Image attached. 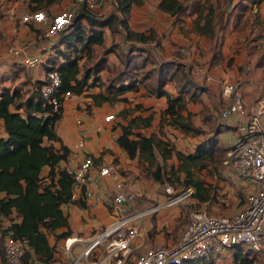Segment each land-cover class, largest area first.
Returning <instances> with one entry per match:
<instances>
[{
  "label": "crops",
  "instance_id": "1",
  "mask_svg": "<svg viewBox=\"0 0 264 264\" xmlns=\"http://www.w3.org/2000/svg\"><path fill=\"white\" fill-rule=\"evenodd\" d=\"M159 1L143 0L141 5L132 6L129 12V29L133 33L152 36L148 42L128 41L121 29L112 34L107 27L94 26L92 28L102 32L103 45H92L90 47L92 58L88 60L86 59L88 53L80 52L79 66L87 62V65L92 67L103 60L108 69L106 67L94 75L101 78L102 84L98 82L96 86H91L79 96L71 94L63 102L61 118L55 124L56 134L70 152L67 160L59 164L60 168L75 169L83 152L95 159V168L91 172L92 179L85 185L86 191L91 194L87 198L83 197L85 208L73 204L63 206L64 212L68 215L71 230L69 237H79L85 243L120 215L144 210L154 204H161L166 198L163 193L165 184H158L150 177L143 176L145 175L143 168L147 164L143 167L137 159H129L117 145L116 138L121 133L118 125H125L132 118H137L136 126L133 128L134 132H140L145 136L156 135L170 142L177 151L184 154L193 153L197 145L201 144L198 140L202 138V133H209L220 124L218 112L227 104L221 94V86L224 82L237 85L242 94L247 111L246 117L242 120L247 121L253 111L260 109L262 110L260 121L264 125V0L258 2L257 0H209L213 7L219 3L218 17L213 23L212 36L196 31L195 8L204 0H181L186 1L187 7L177 16L161 12L157 8ZM116 2L117 0H99L96 9L89 11L75 3V0H54L50 4L30 0H0V90L19 89L23 95H27L43 83L47 65L54 61L57 63L63 61L58 52L64 47L59 46L58 48V37H47L44 25L23 23L21 18L25 14L35 12L37 7L48 16L64 10H73L77 18L81 9L84 8L93 15L94 19L105 20L112 14L119 15ZM81 24L84 25L87 33L89 25L86 20L82 19ZM112 45L116 46L117 50L105 53V50L113 49ZM137 47L140 52L134 50L131 53L138 56L136 60L148 56L154 61L152 67L164 63L177 67L175 71L172 69L168 71V74H174L172 80L165 84L162 90L171 97H184L186 106L181 114L186 116L190 113L192 125L198 128L201 134L184 135L179 129L166 123L160 125L161 113L167 106L166 98L154 95L138 82L137 91H128L123 94L122 97L127 98V103L94 105L89 95L104 93L106 80L114 74L109 70L114 71L119 58H122L126 51L128 52L131 48L137 49ZM11 48L20 50L22 55L13 54L9 51ZM180 48L184 51L180 52ZM23 57L37 58L38 64L29 67L22 62ZM194 64L204 66L213 76L214 81L211 83L197 81L191 73ZM153 78H157L156 71ZM136 105L141 108L135 110ZM123 111H126L124 116L121 114ZM107 115H113V120L106 123L104 117ZM150 116L149 125L144 127L142 120ZM76 117L83 119L82 125L76 124ZM235 122L231 120L230 124L233 125ZM98 126L102 127L101 131H96ZM228 128L231 130L230 126ZM0 138H6L2 120H0ZM81 139L85 142L83 151L74 149V144ZM215 139H218V136H215ZM46 144H51L56 149L60 147V143L57 142ZM155 155L161 162L158 154L155 153ZM171 160L176 163L174 156ZM112 163L119 166L122 174L131 177L130 183H126V188L135 193V198L130 203L125 202L115 206L112 200L113 180L110 177L98 175L97 169L100 166H108ZM226 170L230 180L236 185H241L244 194L245 191L247 194L255 191V184L239 179L229 168ZM46 173L47 168L43 170L42 176ZM3 196L0 193V198ZM80 197V189L73 187L72 199L77 200ZM94 197L100 199L96 204H93ZM180 210L181 208L176 206L165 207L138 220V235L132 243V253L138 255L153 245H171L176 242L181 229L185 227L184 222L178 225ZM10 218L15 222L19 221L15 213ZM2 223L10 224L7 219H3ZM64 231L65 229L62 228L48 236L50 245L55 247V261L50 264L63 263H60L56 252V247L62 240L56 242L54 235ZM82 245L84 243H79V246ZM231 249L234 250L232 254L228 253ZM231 249L218 252L202 264H209V262L232 264L235 252H240L242 255L246 253L239 247ZM0 264H4L1 253ZM35 264L45 263L36 261Z\"/></svg>",
  "mask_w": 264,
  "mask_h": 264
},
{
  "label": "trees",
  "instance_id": "2",
  "mask_svg": "<svg viewBox=\"0 0 264 264\" xmlns=\"http://www.w3.org/2000/svg\"><path fill=\"white\" fill-rule=\"evenodd\" d=\"M30 1L45 2V4L54 2V0ZM142 3L143 0H117L116 7L119 15L112 14L105 20H96L90 12L84 8L81 9L73 23L57 36L58 48L64 47L58 52L63 61L60 63L54 61L46 66V71L55 69L59 73L61 80L59 93L68 91L72 95L79 96L91 86H96L98 82L102 84L101 78L94 75L107 67L105 61L101 60L92 67L79 66L80 52L86 51L88 60L92 58L90 47L94 44L103 45L102 32L93 30L94 26L107 27L112 34L121 29L128 41L148 42L152 39V36H145L143 33H133L128 27L131 7ZM186 7V1L181 0H160L157 4L161 12L173 16L183 13ZM37 10L36 7L34 11ZM218 11L219 3L216 7H213L209 0L198 4L195 8L197 16L194 20L197 23L196 31L212 36L213 23L218 17ZM82 19H85L89 25L87 33L84 25L81 24ZM114 50H117L116 46L105 50V53L114 52ZM134 50L140 52L138 47L131 48L122 58H119L114 71L109 70L114 74L106 80L105 92L89 95L94 105L127 103V98L122 97L123 94L128 91H137L138 82L154 95L166 98L167 106L161 113L160 125L166 123L179 129L184 135L201 134V131L192 125L191 114L187 113L186 116L181 114L186 106L184 97H171L162 90L164 85L172 80L174 74H168V71L170 69L175 71L177 67L169 63L152 67L154 61L148 56L136 60L138 56L131 54ZM155 71L157 78H153ZM39 86L26 97L19 89L0 90V120L3 122L6 134V138H0V193L4 195L0 198V222L3 219L9 220L10 224L4 233L9 232L14 239L25 242V251L20 264H35L36 261L45 264L54 262L55 247L48 241L49 234L65 229L64 232L54 235L56 242L71 235L68 215L64 212L63 206L73 204L85 208L84 187L80 189L81 197L73 200L72 193L75 187L73 178L65 168L59 166L67 160L70 153L55 132V124L61 118L62 108L57 113L52 112L48 102L40 95ZM134 108L139 110L141 107L136 105ZM121 114L124 116L126 111ZM149 119L151 116L142 120L144 127L149 125ZM136 121L137 118H132L127 124L118 125L121 133L116 138V143L128 158L137 159L143 167L147 164L144 170L158 184H169L174 188L181 185L184 190L191 189L190 196L200 203L214 200L211 187L206 181L194 175L195 172H202L207 165L214 164L217 158L214 138L198 144L193 153L184 154L177 151L170 142L156 135L145 136L140 132H134ZM225 129L228 130V126L218 124L213 133L218 136ZM47 142L60 143V147L56 149L51 144L47 145ZM155 153L158 154L161 162L157 160ZM173 156L176 164L167 165ZM45 168L47 173L42 176ZM244 201L245 198L242 205ZM13 213L19 219L18 222L10 218ZM248 255L235 252L232 264H256L254 258ZM196 262L199 261L187 264H196ZM209 264L213 263L209 262Z\"/></svg>",
  "mask_w": 264,
  "mask_h": 264
},
{
  "label": "built area",
  "instance_id": "3",
  "mask_svg": "<svg viewBox=\"0 0 264 264\" xmlns=\"http://www.w3.org/2000/svg\"><path fill=\"white\" fill-rule=\"evenodd\" d=\"M75 3L86 10L94 11L99 0H75ZM75 18L73 10L60 11L52 16L38 10L25 14L21 21L26 24L44 25L45 35L56 38ZM9 51L17 56L22 55L18 49L11 48ZM179 51L184 49L180 48ZM22 62L34 67L38 64V59L23 57ZM191 73L199 82L214 81L213 76L200 64H194ZM60 86V76L55 69L45 72L44 81L39 86L40 95L55 113L59 112L63 102L71 96L68 91L59 93ZM221 94L227 104L218 112L220 124L231 127L225 164L236 177L256 185L255 191L246 195L242 207L226 217L212 216L201 209L191 210L188 213V224L176 242L171 245H153L135 255L131 246L138 235L137 221L145 215L158 212L161 208L172 207L191 194V189L175 192L173 187L165 184L163 193L166 198L163 203L120 215L86 243L79 237H67L64 245L69 264H187L193 261H207L220 251L241 246H245L246 250L264 254V125L260 121L262 110L253 111L249 119L243 121L247 111L237 85L222 83ZM112 120L113 115L104 117L106 123ZM231 120L236 122L231 125ZM75 122L80 126L83 119L76 117ZM101 130L100 126L96 128V131ZM84 146L85 142L81 139L74 144V149L83 151ZM94 168L93 157L83 152L78 166L67 170L73 178L74 186L79 189L84 187V198L91 195L86 191L85 185L92 179L91 172ZM97 172L100 177H110L113 180L112 200L115 206L134 200L135 193L126 188V183H130L131 177L122 174L118 165H103ZM93 200V204L100 201L98 197ZM8 226L9 224L0 222V241L4 257L8 264H18L25 251V242L14 239L9 232L4 233ZM79 243L84 245L79 246Z\"/></svg>",
  "mask_w": 264,
  "mask_h": 264
},
{
  "label": "rangeland",
  "instance_id": "4",
  "mask_svg": "<svg viewBox=\"0 0 264 264\" xmlns=\"http://www.w3.org/2000/svg\"><path fill=\"white\" fill-rule=\"evenodd\" d=\"M119 50L121 49L119 48ZM87 64H88L87 62L82 63V65H87ZM213 131L211 130L209 133H202L201 135L202 138L199 139L198 142L199 141L201 143L204 141L208 142L209 139L214 138V141H215L214 143L216 144L215 149H217L216 151L217 158L214 164L207 165V168H205L202 172H195L194 175H196L198 179H201L207 182V184L213 190L215 198L214 200L208 203H200L196 201L194 198H192L190 195H188L184 200L174 205L176 207L181 208L180 210L181 216L179 217L180 222L178 223V225H181L182 222H184V225L186 226L189 221L188 213L189 211L194 210V209L204 210L209 215L217 216V217H226V216L232 215L240 209V205L242 201L244 200V197H246L245 196L247 194L246 191L244 194L243 188L240 187L241 185L239 184L236 185L235 183H233L232 180H230L227 170H226L229 168V166L225 164L226 155H227L226 147L230 143L231 130H227V129L223 130L222 133L218 135V139H215V134L213 133ZM173 161L174 160H169L167 162V165L176 164ZM143 172L145 173V175L143 176L149 177L148 173H146L144 168H143ZM170 186L173 187L172 185ZM176 187L175 188L173 187L175 192L184 190V188H182L181 185H177ZM246 189L247 188H245V190ZM132 212H129V213H132ZM183 212H185V214H183ZM182 230L183 228L181 229V231ZM64 243H65V239L59 242L58 246L56 247L57 248L56 252L59 255L58 259L60 263L63 262L64 264H69L70 260L69 258H67L66 251L64 250ZM239 248H242L244 252L246 251V253L249 254L248 255L249 257L254 258V260L256 261V264H264V254L262 252H258L254 250H246L247 248L245 246H241ZM0 249H1L0 253L3 256L4 264H8L4 257L2 241H0ZM232 252H234V250L231 249L228 253L232 254ZM202 263L203 262H196V264H202ZM225 264H230V263L226 262Z\"/></svg>",
  "mask_w": 264,
  "mask_h": 264
}]
</instances>
